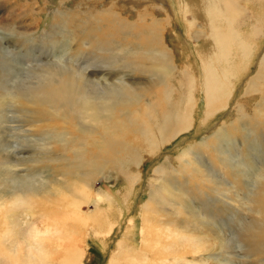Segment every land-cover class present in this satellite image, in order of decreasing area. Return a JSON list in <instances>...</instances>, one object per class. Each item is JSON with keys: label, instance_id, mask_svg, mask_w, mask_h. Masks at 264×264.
I'll return each mask as SVG.
<instances>
[{"label": "bare ground", "instance_id": "6f19581e", "mask_svg": "<svg viewBox=\"0 0 264 264\" xmlns=\"http://www.w3.org/2000/svg\"><path fill=\"white\" fill-rule=\"evenodd\" d=\"M3 1V4L9 6V0ZM118 1L127 0H117L116 2ZM239 1L179 0V6L186 24L191 28L197 25V29L188 28V30L190 29V33L187 35L188 39L203 35L200 37V44L198 43L197 46L195 44L196 56L191 53V49L188 51L185 47L181 48L180 41H176L179 45L178 49L170 47L166 43V29L171 27L169 23L172 26L174 23L170 10L162 7L160 0L135 1L137 4L128 9L132 11V17L141 8H137L140 6L139 4L144 3L142 8L145 13H142V17L140 14L136 15L139 21L124 18L122 15L123 8L117 6L116 3L103 6L99 11L101 13L106 12L105 15H99L96 19H93L92 14H88L87 11L84 12V18H78L80 9L76 7L65 10L57 9L55 21L51 26L53 27L52 31H49L50 33L43 32V35L50 44H59V47H64V50H72L71 46L69 48L64 46L69 41L76 48L72 50L68 58H60L58 53L56 57L59 61L41 62L47 68H42L40 71L38 68L43 65L38 63L32 69L38 78L30 80L29 84L21 81V86L15 85V87L10 88L6 85L8 83L6 81L9 80L6 78L10 75L7 73H11L13 65L10 64L11 61L7 63L8 59L6 61L0 54V140L2 141L0 143V188L3 191V193L0 192V227L2 228V233H0V264H81L85 254L83 248L80 249L76 247L77 245H72L71 248L70 246L66 247L65 251L62 250L63 253L59 252L63 247V238L66 237L65 230L70 233L71 237L76 232L74 229L70 230V228L63 227V225L60 226L63 228V233L60 231L61 236H51L46 239L41 236L39 238L38 250L40 253L42 252L40 256L35 252L34 255L27 257L23 248L13 250L3 236V233L7 232L5 226L9 220L7 214L10 212L7 207L9 201L5 200L10 199L8 189H13L16 193L31 192L30 194H36L37 197L41 196L54 205V209L49 207L43 210L44 215L51 221L46 228L50 232L53 230L52 223L57 225L56 221L63 224L67 222H63L62 217L71 221L73 225H77L79 229L83 228V225H88L90 220H95L100 225L98 220L100 217L97 214L88 216L83 212L81 216L82 205L92 197H89L88 191H91V188L88 189V186L91 185V181L94 177L96 178V175L101 172L107 173L105 169L110 170L112 164H119L121 173H125L129 183L133 184L138 177L140 178V172L137 171L138 174H136L137 172L130 171V165L134 163L138 170L141 168L144 149L153 156H158L163 146L169 143L170 139L182 134V132L189 131L193 127L198 89L204 90L203 93L206 98L205 120L226 106L227 99L231 97L234 91V80L241 75L240 61L249 59L250 62V58L255 53V46L251 40L260 34L257 32L258 29L254 28L256 32L250 31L252 39H249L241 31L237 33L234 30V26L243 14V9H247ZM188 12L195 15L191 21L186 18ZM36 13L33 14L36 15ZM7 15L13 20L20 14L17 13L14 16L8 10ZM199 15L206 21L204 25L197 23ZM98 20L103 21L108 28L96 25L95 22ZM8 23L10 22L8 21ZM39 27V25H35L36 30ZM164 30L166 31L163 32ZM34 39L38 40L37 38ZM202 39H205V42ZM187 45L191 46L188 42ZM29 54L31 55V53ZM179 55H182L181 58L184 57L182 66L179 65ZM32 57H34L33 53ZM81 60L83 61L81 62ZM38 61L40 60L38 59ZM245 67L243 68L245 69ZM10 77L12 76L10 75ZM243 77L242 79H244ZM10 80L12 79L10 78ZM262 80L264 84V56L260 61L257 74L249 82L248 94L258 93L261 89ZM150 96L151 101L149 100ZM155 99L161 101L157 103ZM157 105L160 106V110ZM6 106L13 107L11 112L16 109L22 115L20 117H23L25 124L28 119L32 121L28 122V126L33 127L27 129L24 123L20 121V125L17 126V130L20 132L13 136L15 137L12 138L14 140L7 136L10 134L6 135L8 132H15L16 129V126L8 125L14 122V117L3 116L2 114V109ZM239 109L241 110L242 107L240 106ZM260 117L262 116L260 115L258 118L260 119ZM255 121L257 120L255 119ZM58 122H62V127L58 126ZM241 124L245 125L246 123L241 122ZM34 130L35 132L39 131V134H34ZM130 134L135 135L134 141L129 138ZM228 135L223 127L214 135L215 141H217L215 145L208 144L205 139L202 142L190 144L178 158L181 161L180 168L191 169V167H196L194 163H202L203 165L200 166L201 175L211 176L205 168L214 171L212 167L215 163L209 156L207 157L211 166L207 164L206 159L201 160L205 154L201 147L207 145L212 147L213 151L223 155L229 151L227 144L234 141L233 137L231 136L232 138L229 139ZM245 137L247 140L248 135L246 134ZM12 142H19L20 150H13ZM27 144H32V146L28 147ZM56 145L60 147L57 149ZM6 148L9 151H6ZM26 153L27 155H25ZM10 154L16 155L14 157L16 161L13 163L8 159ZM226 157L219 156L223 161L222 170L225 173L236 171L232 174L237 177L241 173L239 170H235L238 169L236 165L238 161H236L235 156ZM24 161L27 164L34 162V164L42 163V165L47 162L49 165L46 167H43L46 163L42 167L32 165L31 168H27L29 173L23 168V171H27V173L19 174V170L16 169L20 164L25 167L26 162ZM252 161L253 159L250 157V161L248 160L244 164L245 169H254L255 164ZM163 162L154 169V176L147 183L150 195L142 209L147 211L149 217L150 210L156 214L159 212L156 204L164 208L162 205L168 202L172 206L182 204V210L191 215L195 214L194 199L191 198L190 202H185L183 196L175 195L177 191H187L185 182L173 183L166 177L169 168L173 166L174 158L169 156ZM53 164L62 167L54 172V175L50 172ZM43 168L48 170L46 175L43 174L46 171ZM67 168L69 171H66ZM179 170L176 169V171ZM62 171L63 175L61 174ZM74 175H76L77 181H74L70 186L65 185L66 183L64 184L59 178L64 177L67 181L70 176ZM257 181V194L259 193L260 196L257 203L261 209H264V172L260 179L257 178ZM214 182L217 184L216 180ZM40 186H45V191L39 190ZM207 187H209L208 184ZM212 188L209 189L213 190ZM206 192L207 190H205ZM53 195L58 197L53 199L51 198ZM203 195L201 194L197 199L200 202L198 208L207 215V225L211 227V224L214 225L217 220L216 222L213 221L216 218L213 208L212 210L208 208L211 199L208 200ZM96 197L97 201L101 203L106 199L109 200V204L113 206L112 208L116 212L113 214V219L117 218L118 221L123 214L122 207L115 204L109 195L102 192L97 193ZM11 200L13 199L11 198ZM35 201L34 204H36ZM60 205L67 208L63 210L64 214L62 215L58 208ZM104 212L108 216L107 208L104 209ZM191 215L180 220H173L176 223L181 220L190 223L189 228L193 231L202 229L206 222L205 218L200 219L198 216L191 218ZM147 216L145 215L143 218L141 245L133 238L135 234L129 233L128 247L121 244V249L112 258L110 264H121L122 259L125 264H156L148 256L150 247L154 248L155 246H148L146 233H148L150 219ZM56 231L58 232V230ZM211 232L219 240L216 250L220 252L225 248V239L219 237V233H221L219 229L216 232L212 227ZM259 233L264 234V230L260 229L257 234ZM55 239L57 241L53 242ZM257 249L264 252V247ZM201 250L204 249L200 247L196 252ZM186 254L188 252L182 255ZM216 257H221V253Z\"/></svg>", "mask_w": 264, "mask_h": 264}, {"label": "rangeland", "instance_id": "374dc122", "mask_svg": "<svg viewBox=\"0 0 264 264\" xmlns=\"http://www.w3.org/2000/svg\"><path fill=\"white\" fill-rule=\"evenodd\" d=\"M116 1L117 0H64L63 2V0H9V6H6V4L2 3L4 1L0 0V54H2V57L6 61L8 59L7 63L11 61L10 64L12 63L11 65H13L11 73H7L12 77H10V75L7 76L6 80H9L6 81L8 82L6 85L10 88L15 87V85L21 86V81L29 84L30 80L38 78L37 74L32 71L33 67L37 66L38 63L42 64L41 62L44 61L45 63L46 61H59L58 57L68 58L72 50L76 48L73 43L69 41L67 42L68 44L64 46L66 48L71 46L72 50H64V47H59V44H50L48 39L44 37L43 32L50 33L49 31H52L53 29L51 26L53 21H55L54 17L56 11L76 7L77 9H80L78 18H84V12L87 11L88 14H92L93 19H96L99 15H105L106 12L101 13L99 11L103 6L109 3H116L117 6L123 8L124 12L122 15H124L123 17L126 19L130 18L131 20L139 21V18L136 15L140 14L142 17V13H145L142 8L144 3L142 5L139 4L140 6L137 8L141 7L139 9L140 12L138 11L135 15H132V18V11L128 8L136 5L137 3L135 1L137 0ZM240 2L244 8L246 7L247 9H243V14L234 26V30L237 33H240L241 31L242 34L249 39H252L250 31L254 32V28L258 29L257 32H260V34L251 40L253 46H255V53H253L254 56L252 55L253 57L250 58V62L249 59H242V61L239 60L241 64L239 69L242 70L240 72L241 75L234 80V91L232 92L231 97L227 99L226 106L221 108V110L219 109L209 119L205 120L206 98L203 93L204 90H201V88L198 89L196 92L197 106L193 127L189 131L182 132V134L170 139L169 143H166L163 146L160 151L161 153L158 156H153L151 153H148L149 151L144 149V159L141 168L138 170L134 163H131L130 165V171L133 173L137 171L140 172V178L138 177L133 184L129 183V179L125 173H121V166L119 164H112V167L110 165L111 171L106 168L105 172L107 173L101 172L96 175V178L94 177L91 181V185L88 186V189L90 187L92 191H88L90 194L89 197H92L82 205L83 210H81V216L83 215V212L88 216H95L97 214L100 217L98 220L100 221L101 226L97 221L90 220L88 225H83V228L79 229L77 225H73L71 221L62 217L61 219L63 222H67L63 224L56 221L57 225L52 223L53 230L50 232L49 230H46V228L50 225L49 223H51V221L44 215L43 210L49 207L54 209V205L41 198V196L37 197L35 196L36 194H30L31 192L16 193L13 189H8L11 193L8 195L10 199L12 198L13 200L10 201V199H5L6 201H9L7 207L10 212L7 214V218L9 219L7 224L9 226L6 224L5 228L7 227V232L3 233V236L13 250L23 248L27 257L34 255L35 252L40 256L42 252L40 253V250H38L39 238L41 236L45 237V239L51 236H61L63 228L60 226L63 225V227L70 228V230L74 229L76 232L71 237L70 233L65 230L66 237L63 238L64 240L62 239L64 243L62 241L63 247L59 252L63 253L62 250L65 251L66 247L70 246L71 248L72 245H77L76 247H79L80 249L83 248L85 252L81 264H110L112 258L115 257L119 252V249H121V244H123L124 247L127 246V242L130 240V238H128L129 233L133 235L135 234L133 238H135V241L141 245L143 237V218L145 215L147 216V211L143 210L142 206L148 201L150 195L147 183L151 180V177L154 176V169L164 163L165 161L163 162V160H166L167 157L171 156L174 158V162L172 168H169V173L166 177L173 183L185 182V188L187 191H177L175 195L183 196L185 202H190L191 198L194 199L195 202L193 205L196 207V213L191 215L185 210H182V204H175L172 206L167 202L162 205L164 208L156 204L159 212L156 214L154 211L150 210L149 217L147 216L150 219L148 223V233H146L148 246H155L154 248L150 247L151 249L148 248L150 250H148V256H150L156 264H264V252L258 251L257 249L264 247V234H257L260 229L264 230V209H261L260 205L258 206L257 203L258 199H260L259 193L257 194V178L260 179L264 172L263 80L261 81V89L258 93L255 92L248 94L247 91L249 82L257 74L260 61L264 56V0H240L239 3ZM160 3L162 7L170 10L174 23V26L169 23L172 28H165L167 33L165 32L166 30L163 31L165 32L166 38H168H165L166 43H168L170 47L172 46L178 49L177 47H179V45L176 41H180L181 48L185 47L188 51L191 49V53L196 56V46L201 42L200 37L203 35L194 36V38L190 40L187 35L190 33V29H197V25H194L191 28L186 24L179 6V0H160ZM8 10H10L14 16H16L17 13L20 15L11 20L7 15ZM34 12H37L36 15L33 14ZM194 17L195 15L192 12H188L186 15V18L189 21ZM198 17L197 23L204 25L206 21L200 18L202 16L199 15ZM152 19H154L153 16ZM8 21L10 23H8ZM95 24L102 28H108L103 21L98 20ZM35 25H39L40 27L36 30ZM188 28L190 29L188 30ZM58 37L60 38L61 36ZM33 38H37L38 40H33ZM202 41L205 42V39H202ZM187 42L191 46L187 45ZM29 53H31V55ZM32 53L34 57H32ZM57 54L58 57H56ZM179 56V65L182 66L184 57L181 58L182 55ZM37 58L40 61H38ZM36 61L38 62L35 63ZM82 61L83 60H81V62ZM243 67H245V69ZM42 68L47 67L43 65L38 68L39 71ZM241 76H244V79H242ZM10 78L12 80H10ZM149 100L151 101V96L149 97ZM155 101L159 103L161 100L155 99ZM238 106H241L242 109L240 110ZM157 108L160 110V106L157 105ZM12 110V106H6L2 109V114L3 116L9 115L14 117V122L10 123L11 125H8L16 126L15 132L6 133V135L10 134L7 136L11 140H14L12 139L15 138L13 136L15 134L18 135L20 132L17 130L20 121L21 123H24L26 129L33 126H28L29 123L32 122L30 119H28L25 124L22 119L23 117H20L21 114H19L16 109L14 112H11ZM260 112L261 114H259ZM260 115L262 116L260 117L261 120L258 118ZM254 118L257 121H255ZM241 122L246 124L242 125ZM61 123L62 122H58V126L62 127ZM223 127L229 134L228 138L230 139L233 137L234 140L229 143L230 145L227 144L228 152L220 155L217 151H213L212 147H208L207 145L201 147L205 152L204 155L202 154L203 157L201 160L206 159L207 164L211 166L207 157L209 156L212 157L213 162L215 163L214 167H212L215 172L205 168V170L209 171L211 176L201 175L200 166L203 165L202 163H194L196 167H191V169L187 167L185 170L180 168L181 161L178 160V158L186 147L190 144L202 142L204 139L207 140L208 144L212 143L215 145L217 141H215L214 135ZM33 133L39 134V131L35 132L34 130ZM246 134L248 135L247 140L245 139ZM129 138L133 139V141L136 139L135 135L133 136L131 134ZM0 143H2L1 140ZM18 143H11L14 148L13 150H20ZM27 145L28 147L32 146V144ZM56 147L58 149L60 146L56 145ZM6 151H9V149L6 148ZM200 152L202 153V151ZM10 155L11 156L8 157V159H10L12 163L15 162L16 160L14 157H16V155ZM25 155H27V153ZM230 155L232 157L235 156L236 161H238L236 164L238 169L235 170H239L241 173L237 177L232 174L236 173V171L225 173L221 168L223 167V161H221L219 156H227L226 158H228L231 157ZM250 157L253 159L252 163L255 164V167L254 169H245L244 164H246L248 160L250 161ZM44 164L45 166H43ZM32 165L46 167L49 164L47 165V162H44L43 165L42 163L34 164V162L32 164L31 162H28L27 164L26 162L25 167L20 164L16 170H19V174L27 173V171H23V168L28 170L27 168H31ZM52 166L53 168H50V172L53 175L54 172H57L62 168L61 166H57V164H53ZM43 169L46 170L43 172V174L46 175L45 173H47L48 170L47 168ZM176 169L180 170L176 171ZM67 170L68 168L66 171ZM61 174L63 175V171ZM136 174H138V172ZM75 176L76 175L70 176L67 181L64 177L59 178L62 179L64 184L66 183L65 185L70 186L74 181H77ZM215 180L217 184H215ZM235 181L236 183L234 184ZM207 184L209 187H207ZM210 187H213L212 189L215 191L209 189ZM45 189V186L39 187V190L41 191H45ZM127 189L128 191H126ZM205 190H207L206 193ZM0 192L3 193L2 188H0ZM99 192L109 195L112 200L115 201V204L122 207L123 214L118 221L117 218L113 219V214H116V212H114V208H112L113 206L109 204V200L106 199L102 203L97 201L96 194ZM201 194H204L203 196L206 199H211L208 208L211 210L213 208V212L216 216L213 221L216 222L217 220V223H214V225L211 224V227L207 225V215L203 214L201 209L198 208L200 202L197 199ZM57 197L58 196L53 195L51 198L56 199ZM35 199H37V201H35ZM34 201L36 204H34ZM103 207H105L104 209L107 208L108 216L104 212ZM58 208L60 209L61 215L64 214L63 210L67 209L61 207V205ZM190 215L191 218L197 216L200 217V219L205 218L204 220L206 222L204 227L200 230L193 231L189 228L190 223H187L184 220L176 223V221L173 220H180ZM153 221H155V223H153ZM212 227L216 232H218L219 229L221 232L219 233V237L225 239V248L220 250V252L216 250L219 240H217V237L211 232ZM1 229L2 228L0 227V233H2ZM56 230H58L59 234ZM56 241L57 239L53 242ZM58 242L61 243L60 240H58ZM200 247L204 250L196 252ZM185 252H188V254L182 255ZM219 253H221V257H216ZM141 254L143 253L141 252ZM121 264H125L123 259L121 260Z\"/></svg>", "mask_w": 264, "mask_h": 264}]
</instances>
